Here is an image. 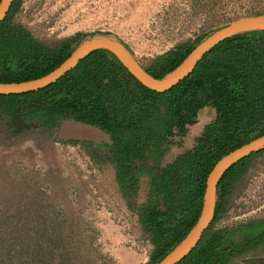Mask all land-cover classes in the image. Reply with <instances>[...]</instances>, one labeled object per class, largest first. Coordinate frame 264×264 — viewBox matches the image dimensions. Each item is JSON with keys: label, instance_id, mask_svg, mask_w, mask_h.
Returning <instances> with one entry per match:
<instances>
[{"label": "trees", "instance_id": "obj_1", "mask_svg": "<svg viewBox=\"0 0 264 264\" xmlns=\"http://www.w3.org/2000/svg\"><path fill=\"white\" fill-rule=\"evenodd\" d=\"M19 9L20 2L14 0L0 21V82L48 74L86 38L78 32L56 44L41 41L15 20ZM207 35L179 43L144 67L163 77ZM204 108L215 117L194 133ZM68 119L109 135L110 142L71 141L80 143L95 162L114 166L122 197L137 210L154 246L147 264H157L197 222L214 165L264 134V31L220 42L188 77L165 92L143 85L111 52L95 50L46 88L0 95V141L36 131L52 134ZM173 146L182 151L165 162ZM263 152L246 157L222 176L213 222L177 264H234L264 249V218L215 228L235 182ZM143 178H149L150 188L139 204ZM32 218L35 225L26 227L19 210L0 211V264H83V230L73 221L64 228L63 221L51 216ZM88 257L86 264H109L100 252Z\"/></svg>", "mask_w": 264, "mask_h": 264}, {"label": "rangeland", "instance_id": "obj_2", "mask_svg": "<svg viewBox=\"0 0 264 264\" xmlns=\"http://www.w3.org/2000/svg\"><path fill=\"white\" fill-rule=\"evenodd\" d=\"M18 1L15 20L39 40L56 44L78 32L86 37L111 34L120 37L145 66L179 43L195 42L199 35L238 17L264 13V0ZM204 110L194 133L214 117ZM71 140L100 143L110 142V137L97 127L68 119L52 134L36 131L0 141V211L19 210L26 227L35 225L34 214L63 221L64 228L73 221L83 230V264L98 252L109 258V264H147L154 246L137 210L122 197L114 166L95 162ZM190 143L187 140L186 145ZM181 151L173 146L165 162ZM235 183L215 228L264 218V152L251 160ZM140 187L142 204L149 178H143ZM263 255L250 253L234 263L262 264Z\"/></svg>", "mask_w": 264, "mask_h": 264}, {"label": "water", "instance_id": "obj_3", "mask_svg": "<svg viewBox=\"0 0 264 264\" xmlns=\"http://www.w3.org/2000/svg\"><path fill=\"white\" fill-rule=\"evenodd\" d=\"M14 0H1L0 21L3 20ZM264 31V13L244 15L219 27L198 44L183 61L163 77H155L147 71L131 48L118 36L99 33L84 38L72 51L71 55L57 68L39 78L21 82H0V95L23 94L38 91L57 82L67 72L95 50H107L114 54L121 64L146 87L165 92L188 77L202 60L204 55L220 42L245 32ZM264 149V134L234 149L214 165L207 182L200 216L188 232L162 260L157 264H177L182 261L199 244L204 233L215 218L218 201V185L222 176L235 164Z\"/></svg>", "mask_w": 264, "mask_h": 264}, {"label": "crops", "instance_id": "obj_4", "mask_svg": "<svg viewBox=\"0 0 264 264\" xmlns=\"http://www.w3.org/2000/svg\"><path fill=\"white\" fill-rule=\"evenodd\" d=\"M204 109H208V108H204ZM204 109L200 112V115H199V117H200L201 119H202V116H201L202 114H201V113H203V112L205 111ZM208 110L211 111V113H213V115H214V117H215V113H214L212 110H210V109H208ZM207 114H208V112H207ZM207 114H206V116H205L206 118H207V116H208ZM214 117H213V118H214ZM213 118H211L209 121H211ZM209 121L204 122V124L208 123ZM204 124H203V125H204ZM195 127H198V126H195ZM195 127H194V128H195ZM194 128H193V129H194ZM200 130H201V127L199 128L198 131H200ZM198 131H197V132H198Z\"/></svg>", "mask_w": 264, "mask_h": 264}, {"label": "flooded vegetation", "instance_id": "obj_5", "mask_svg": "<svg viewBox=\"0 0 264 264\" xmlns=\"http://www.w3.org/2000/svg\"><path fill=\"white\" fill-rule=\"evenodd\" d=\"M255 252H258V253H260V252L262 253V252H263V253H264V249H260V250L255 251ZM255 252H253V253H255ZM260 257H261V259H259V261L262 262V264H264V255H263V256H260ZM237 262H238V261H237ZM237 262H236V263H237ZM236 263H234V264H236Z\"/></svg>", "mask_w": 264, "mask_h": 264}]
</instances>
